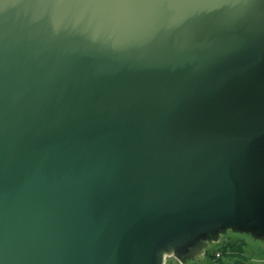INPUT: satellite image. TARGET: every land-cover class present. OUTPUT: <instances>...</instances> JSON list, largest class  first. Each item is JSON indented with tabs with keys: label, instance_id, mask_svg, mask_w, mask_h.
I'll return each instance as SVG.
<instances>
[{
	"label": "water",
	"instance_id": "95a60500",
	"mask_svg": "<svg viewBox=\"0 0 264 264\" xmlns=\"http://www.w3.org/2000/svg\"><path fill=\"white\" fill-rule=\"evenodd\" d=\"M264 238V0H0V264H165Z\"/></svg>",
	"mask_w": 264,
	"mask_h": 264
},
{
	"label": "flooded vegetation",
	"instance_id": "af4514ba",
	"mask_svg": "<svg viewBox=\"0 0 264 264\" xmlns=\"http://www.w3.org/2000/svg\"><path fill=\"white\" fill-rule=\"evenodd\" d=\"M236 233L240 234L241 232L227 230L218 237L217 241L207 243L206 246L200 250L199 258L205 256L211 264H222V258L229 259L231 264H247V253L249 254L250 252L248 249L250 241L252 239L257 241L261 239L255 238L248 233H241L242 235L236 236ZM243 235H247V237ZM165 264H167L166 259Z\"/></svg>",
	"mask_w": 264,
	"mask_h": 264
},
{
	"label": "rangeland",
	"instance_id": "374dc122",
	"mask_svg": "<svg viewBox=\"0 0 264 264\" xmlns=\"http://www.w3.org/2000/svg\"><path fill=\"white\" fill-rule=\"evenodd\" d=\"M240 235L242 234L236 233V236H240ZM243 236L247 237V235H243ZM248 249L250 250V252L249 254L247 253L248 255L247 264H264V239H261L259 241L252 239L249 243ZM199 257L197 259H187L184 262H180L174 256H167L166 263L167 264H209L210 263V261H208L205 256H201V258ZM221 263L231 264L230 260L227 258H222Z\"/></svg>",
	"mask_w": 264,
	"mask_h": 264
}]
</instances>
